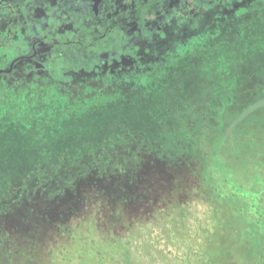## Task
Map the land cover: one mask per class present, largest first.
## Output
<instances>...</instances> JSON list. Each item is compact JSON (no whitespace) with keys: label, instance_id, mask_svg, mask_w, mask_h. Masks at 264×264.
<instances>
[{"label":"rangeland","instance_id":"374dc122","mask_svg":"<svg viewBox=\"0 0 264 264\" xmlns=\"http://www.w3.org/2000/svg\"><path fill=\"white\" fill-rule=\"evenodd\" d=\"M145 87L0 100V264H264V9Z\"/></svg>","mask_w":264,"mask_h":264},{"label":"flooded vegetation","instance_id":"af4514ba","mask_svg":"<svg viewBox=\"0 0 264 264\" xmlns=\"http://www.w3.org/2000/svg\"><path fill=\"white\" fill-rule=\"evenodd\" d=\"M263 9L264 0H0V100L137 99Z\"/></svg>","mask_w":264,"mask_h":264},{"label":"trees","instance_id":"16d2710c","mask_svg":"<svg viewBox=\"0 0 264 264\" xmlns=\"http://www.w3.org/2000/svg\"><path fill=\"white\" fill-rule=\"evenodd\" d=\"M239 247V246H237ZM244 251H246V249H244ZM262 259H264V246H263V251H262ZM246 264H249V260L246 259Z\"/></svg>","mask_w":264,"mask_h":264}]
</instances>
